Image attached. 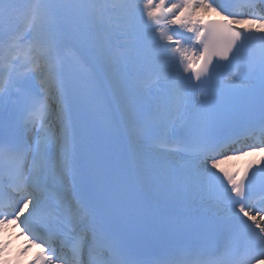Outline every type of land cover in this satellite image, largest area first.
Here are the masks:
<instances>
[{"label":"snow or ice","instance_id":"6c2138e0","mask_svg":"<svg viewBox=\"0 0 264 264\" xmlns=\"http://www.w3.org/2000/svg\"><path fill=\"white\" fill-rule=\"evenodd\" d=\"M145 7L149 9L146 16L138 0H118L123 53L136 64L134 83L140 89H164L169 109L167 135L185 127L184 115L194 94V116L204 125L230 110L241 90L259 85L264 97V0L172 3L166 9L172 17L169 23L189 35L179 33L180 39L168 35L167 42L158 27L165 0H149ZM202 13H215L219 19L205 21ZM27 18L26 32L0 34V46L9 51L30 47L39 53L40 61L38 71L10 70L0 81V124L11 107L20 135L15 143L0 136V158L40 160L45 168L50 162L62 187L59 199L64 215V227L54 221L48 227L34 223L43 189L15 201L11 222L19 221L21 235L41 249L31 264H69L56 248L34 234L33 227L54 236L60 253L70 252L74 264H206L197 259L205 254V245L184 239L194 230L192 225L201 222L218 229L216 249L226 251L224 264H264V205L245 201L249 171L241 170L233 178L221 167L224 161L212 164L226 173L232 194L239 197L229 204L201 195L199 163L179 176L149 166L148 156L159 155L161 144L166 143V137L149 135L151 127L161 122L141 119L127 106L121 107L118 122L110 117L99 121L97 114L104 102L89 86L96 72L82 55L76 29L66 35L46 0L31 5ZM224 68L227 74L222 73ZM105 69L115 86L119 78L115 56L106 58ZM259 127L264 129V121ZM104 133L122 137L127 166L115 177L93 167L82 189L79 161L83 154L90 166L95 165ZM208 147L202 143L189 151L203 160ZM176 150L184 149L178 143ZM259 151L264 149L251 152ZM32 182L39 188V173ZM29 219L31 226L25 224ZM6 247L0 245V253Z\"/></svg>","mask_w":264,"mask_h":264},{"label":"bare ground","instance_id":"6f19581e","mask_svg":"<svg viewBox=\"0 0 264 264\" xmlns=\"http://www.w3.org/2000/svg\"><path fill=\"white\" fill-rule=\"evenodd\" d=\"M37 3H39V0H0V34L7 36L20 30L21 26H26L29 9L31 5ZM104 3L105 0H46V6L53 8L60 18L61 29L65 34H73V29H76L75 36L80 40L78 44L82 55L85 60L91 58V61L94 62V68L98 73L99 79L105 80L107 86L111 88L115 98L120 101L122 106L130 107L135 112V105L140 101H146L149 92L134 88L128 82L125 83L120 72L122 69L119 67L118 83L114 86L109 79L105 69V60L109 56L106 51L107 34L105 25L109 26L111 21L107 18V7H104ZM167 7L168 3L164 10ZM203 14L205 16V13ZM158 15L162 16L161 19L164 20V26L170 24L169 21L172 19L170 15H167L163 10ZM103 35L105 36L104 39ZM115 57L118 61L119 58ZM132 89H135L133 94H131ZM127 99L131 100L132 103H121V100L125 101ZM166 125L167 123L163 122L159 123L158 127H165ZM170 158L161 156L159 153L156 157H151L147 160L149 166L160 171H168Z\"/></svg>","mask_w":264,"mask_h":264},{"label":"rangeland","instance_id":"374dc122","mask_svg":"<svg viewBox=\"0 0 264 264\" xmlns=\"http://www.w3.org/2000/svg\"><path fill=\"white\" fill-rule=\"evenodd\" d=\"M146 2H148V3H149V1H146Z\"/></svg>","mask_w":264,"mask_h":264}]
</instances>
